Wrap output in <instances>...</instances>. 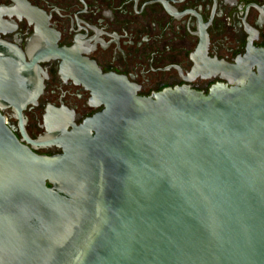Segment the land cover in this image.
<instances>
[{
    "label": "water",
    "instance_id": "obj_1",
    "mask_svg": "<svg viewBox=\"0 0 264 264\" xmlns=\"http://www.w3.org/2000/svg\"><path fill=\"white\" fill-rule=\"evenodd\" d=\"M0 101L35 102L3 40ZM42 57H39L41 59ZM216 63L227 83L138 95L97 66L81 82L104 108L24 145L0 111V264H264V48ZM54 138H53V137Z\"/></svg>",
    "mask_w": 264,
    "mask_h": 264
},
{
    "label": "flooded vegetation",
    "instance_id": "obj_2",
    "mask_svg": "<svg viewBox=\"0 0 264 264\" xmlns=\"http://www.w3.org/2000/svg\"><path fill=\"white\" fill-rule=\"evenodd\" d=\"M0 40L37 61L40 69L20 73L31 93L43 84L22 113L1 101L0 111L24 145L52 156L63 148L48 127L65 134L104 108L81 82L91 66L126 77L141 96L181 86L208 93L227 83L217 62L264 48V0H0Z\"/></svg>",
    "mask_w": 264,
    "mask_h": 264
}]
</instances>
